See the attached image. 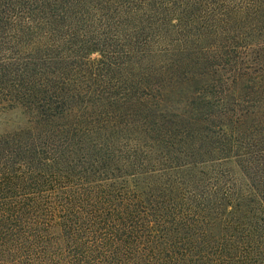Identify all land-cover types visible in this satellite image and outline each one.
Returning <instances> with one entry per match:
<instances>
[{
  "label": "trees",
  "instance_id": "obj_1",
  "mask_svg": "<svg viewBox=\"0 0 264 264\" xmlns=\"http://www.w3.org/2000/svg\"><path fill=\"white\" fill-rule=\"evenodd\" d=\"M0 264H264V0H0Z\"/></svg>",
  "mask_w": 264,
  "mask_h": 264
}]
</instances>
